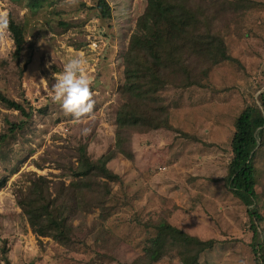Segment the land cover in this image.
Listing matches in <instances>:
<instances>
[{
    "label": "rangeland",
    "instance_id": "rangeland-1",
    "mask_svg": "<svg viewBox=\"0 0 264 264\" xmlns=\"http://www.w3.org/2000/svg\"><path fill=\"white\" fill-rule=\"evenodd\" d=\"M107 1L112 19L102 23L89 9L94 6L92 0H47L37 10H31L27 0H0V19L7 20V25L0 27V62L10 61L15 50L8 30L10 16L27 25L26 46L31 56L22 78L9 75L15 69L12 63L0 86L14 99L21 100L24 94L36 110L33 132L17 144L26 157L19 172L6 173L0 160V180L7 178L0 189V264H6L2 247L8 250L11 264L29 263L36 257V264L132 263L142 256L153 234L147 224L163 219L203 241L217 242L201 255L199 264H257L250 247L247 208L224 178L234 121L245 99L258 97L264 90V0H255L260 4L249 11L247 4L232 5L230 9L245 7L238 8L239 13L229 10L221 15L229 54L239 64L214 67L204 88L169 87L164 91L170 122L178 132L134 134V159L119 157L110 163L125 180L122 187L113 185L118 200L112 217L103 226L98 211L83 222L74 221V225L83 226L76 240L84 243L68 249L49 238L40 243L32 233L16 201L17 192L25 190L29 178L36 174L69 183L57 161H75L76 145L87 144L95 158L114 148V113L118 89L124 83L123 56L147 1ZM59 21L71 23V28L65 31ZM45 37L49 43L40 44ZM76 56L85 60L83 68L92 78L94 100L92 112L79 121L52 99L53 74L61 73L66 62ZM41 108H47L46 115L39 113ZM16 114L0 105V133L6 117ZM256 162L264 172V150L258 152ZM257 190L261 196L257 207L264 215V179ZM156 264L182 263L171 254Z\"/></svg>",
    "mask_w": 264,
    "mask_h": 264
},
{
    "label": "trees",
    "instance_id": "trees-1",
    "mask_svg": "<svg viewBox=\"0 0 264 264\" xmlns=\"http://www.w3.org/2000/svg\"><path fill=\"white\" fill-rule=\"evenodd\" d=\"M46 1L27 0V6L37 10ZM92 1L94 6L89 9L96 12L102 23L109 22L112 9L108 1ZM146 1V9L136 23L123 56L124 83L118 89L119 104L114 113V148L95 158L87 144L77 143L75 161L71 158L65 164L57 161L58 167L70 178L69 183L35 174L29 178L25 190L16 194L17 205L40 243L41 239L49 238L65 249L71 248L84 243V240H76L83 226L74 225V221L83 222L98 211V221L103 226L112 217L118 200L113 185L122 187L125 180L110 163L119 157L134 159L131 148L134 134L177 131L170 122L164 91L169 87L204 88L214 67L223 63L239 64L229 54L221 30V15L224 11L239 13L237 9L245 7L230 9L232 5L247 4L246 11H249L260 4L255 0ZM58 24L65 31L71 28V23L59 21ZM8 30L15 50L10 61L0 62V82L7 78V68L10 70L12 63L16 71L10 70L9 75L22 78L31 61L26 46L27 25L10 16ZM0 105L17 112L6 117L4 131L0 133V160L6 173L15 175L26 158L22 157L17 144L33 132L36 110L24 94L21 100L14 99L1 86ZM47 112V108L39 110L40 114ZM234 130L224 182L247 208L252 232L250 247L257 264H264V229H260L264 215L257 207L261 200L257 187L264 179V172L256 162L258 152L264 150V90L258 97L245 99L244 108L234 121ZM6 182L5 177L0 180V189ZM147 226L153 234L146 241L142 256L125 264H156L171 254H176L182 264H199L201 255L217 243L203 241L164 219ZM7 251L2 247L6 264H11ZM38 258L25 264H36Z\"/></svg>",
    "mask_w": 264,
    "mask_h": 264
},
{
    "label": "clouds",
    "instance_id": "clouds-1",
    "mask_svg": "<svg viewBox=\"0 0 264 264\" xmlns=\"http://www.w3.org/2000/svg\"><path fill=\"white\" fill-rule=\"evenodd\" d=\"M7 25L6 19H0V27ZM52 42V40H51ZM40 44L49 43L45 37ZM83 57L70 58L61 73H54L52 84V99L58 102L66 114H70L74 120L79 121L86 114H90L94 107L92 98V78L85 74ZM260 130L257 129V132Z\"/></svg>",
    "mask_w": 264,
    "mask_h": 264
}]
</instances>
